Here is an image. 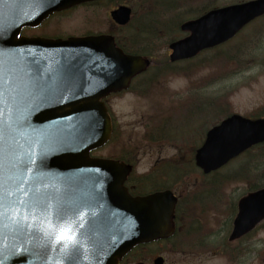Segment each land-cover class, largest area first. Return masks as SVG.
Listing matches in <instances>:
<instances>
[{
	"label": "water",
	"instance_id": "water-1",
	"mask_svg": "<svg viewBox=\"0 0 264 264\" xmlns=\"http://www.w3.org/2000/svg\"><path fill=\"white\" fill-rule=\"evenodd\" d=\"M87 0H4L0 3V46L22 49L46 60L42 91L25 110L30 122L12 139L21 151L17 159L31 151L47 150V168L37 173L35 166L23 176L10 162L0 172L6 204L14 215L25 203L58 196L68 205H80L84 216L68 213L55 228L32 234L21 223L10 224L0 233V250L8 264H117L135 244L164 238L174 231L177 198L170 190L133 197L125 187L132 166L119 160L91 156V150L111 136L112 121L102 98L130 86L133 77L145 71L150 60L125 53L108 35L62 39L19 38L21 28L38 24L55 10ZM264 14V0H250L215 8L186 21L189 34L170 44L171 61L196 56L233 38L245 25ZM119 24H126L131 9L121 6L112 12ZM11 119V117H9ZM264 141V118L250 119L233 114L211 128L196 152V164L204 172L216 170L248 148ZM23 169H21V172ZM28 195H23V192ZM87 205V207H84ZM27 214V213H25ZM30 215V214H29ZM38 218L35 223H39ZM264 220V187L243 196L230 234L235 240ZM70 225L76 244L55 241L61 226ZM67 245V247H65ZM156 264H163L161 257Z\"/></svg>",
	"mask_w": 264,
	"mask_h": 264
},
{
	"label": "rangeland",
	"instance_id": "rangeland-1",
	"mask_svg": "<svg viewBox=\"0 0 264 264\" xmlns=\"http://www.w3.org/2000/svg\"><path fill=\"white\" fill-rule=\"evenodd\" d=\"M239 1L242 0H200L190 10H194L192 14L194 16L207 3L223 6ZM122 2L134 8L135 15L144 12L139 6L142 0H122ZM190 10L188 9L185 13H189ZM82 13L80 10L75 19L67 21L66 32L81 34L80 32L88 29H100L104 33H112L107 32L113 31L108 15L109 9L107 13L105 9H102L97 22L91 23L85 21ZM263 28L264 18L250 24L241 38L246 43L251 37H256L258 31L263 32L259 48L263 52L256 59L264 56ZM45 31L55 32L53 29L46 28ZM125 41L129 45L131 38L126 36ZM168 44L158 50L156 56L159 61L168 56ZM263 61L258 60L252 63V68L244 72L243 68L237 69L231 61L211 60L210 54H201L193 60L175 63L170 69H163L159 62V72H156V68H152L145 76L136 79L133 88L109 99L108 105L120 128V133L112 143L99 149L96 154L133 156V152H137L140 158L136 163L135 171L137 168L139 174L156 169L157 165L163 166L165 163L159 160L164 157L173 156L169 158L173 159L177 156L189 162L205 128L208 129L218 123L228 111V114L238 112L243 115L255 114L258 110L264 111ZM146 83H150V87H147ZM215 95L218 97L216 104L219 106L222 104L225 105L224 108H228L223 114L211 108ZM196 96L204 101H198ZM206 103L210 105L209 109ZM182 105L186 107L189 105L188 113L186 108L173 111V108L176 106L180 108ZM171 113L176 115L175 123H172ZM193 113L195 114L187 121L186 116L189 117ZM171 123L177 136L173 143L167 144L170 139L164 143L152 140L151 135L148 138L145 137L146 133H151L157 124H163L164 127L170 126L172 133ZM242 166H244L243 169ZM263 168L262 164L256 167L255 163H251L248 155H242L220 170L222 177L233 179L221 181V186L216 192L208 188V183L214 177L204 176L199 170L195 169L193 173L185 176L184 181L174 182L173 177L162 173L164 177H160L161 180L168 182L177 190L184 189L183 202H188L196 192H203L210 196L211 199L207 200L210 201L207 204L210 206L207 207L204 218L198 211L183 213L181 216L183 226L175 241H167L169 244L153 243L145 248L143 254L135 251L129 257L128 264H137L140 261L152 264L153 260L148 262L147 258L158 254L163 256L164 264H264V226L258 227L247 237L233 244L227 240L236 214L237 201L252 187L250 182L245 180L247 175L242 171L246 170L250 176L251 174L255 176L256 172H263ZM153 178L159 177L154 175ZM256 180L257 183L264 181L260 178ZM131 183L134 191L148 190L144 183H137L136 180ZM196 198L195 201L193 200L192 208L200 210L206 198ZM195 220L199 223L206 220L207 232L203 237H197L196 240L191 241L194 247L177 243L183 237H189L188 229L196 224ZM200 242L209 244L211 248L203 251L198 247Z\"/></svg>",
	"mask_w": 264,
	"mask_h": 264
},
{
	"label": "snow or ice",
	"instance_id": "snow-or-ice-1",
	"mask_svg": "<svg viewBox=\"0 0 264 264\" xmlns=\"http://www.w3.org/2000/svg\"><path fill=\"white\" fill-rule=\"evenodd\" d=\"M3 2L4 0H0V3ZM5 31L7 29L0 26V36ZM45 64H47L46 60L42 61L30 53H25L22 49H6L0 46V172L4 170L6 163L10 162L13 170L20 172L22 177L20 185L24 184L23 176L33 166L36 167L37 173L47 168L48 152L43 147L38 158L31 151L25 152L24 157L20 159L9 155L21 151L20 146L12 138L18 134V129L30 124L24 113L32 104L37 92H41L42 100H46L50 96L49 92L42 91V81L46 75ZM21 169H23L22 172ZM2 188L3 185L0 183V189ZM23 195L27 196L28 193L25 191ZM17 203L23 209V212L18 216L14 215L12 209L7 206L4 193L0 191V233L10 224L19 226L23 223L29 234H32V229L35 228L37 232L48 235L45 225L47 228H55L51 222L52 217L59 220L68 213H73L78 218L84 216L80 205L70 206L58 196L27 203L24 200H19ZM41 217L44 219L35 223ZM71 232L70 225L61 226L55 235V241L66 240L75 245L76 240L74 236L70 235ZM0 264H8V258L5 257L2 250H0Z\"/></svg>",
	"mask_w": 264,
	"mask_h": 264
},
{
	"label": "trees",
	"instance_id": "trees-1",
	"mask_svg": "<svg viewBox=\"0 0 264 264\" xmlns=\"http://www.w3.org/2000/svg\"><path fill=\"white\" fill-rule=\"evenodd\" d=\"M197 1L200 0H142L139 6L142 7L144 12L140 15H135L132 20L130 26V44H126L125 36L119 37L118 44L122 46L127 52L143 53L151 57H155L152 68H154V65L159 62L166 66L173 65L169 62L167 58L158 61L156 56L158 50L164 47V45H167L169 42L182 36V31L180 29L181 22L189 18L196 17L202 14L203 12L207 11L208 9L217 6L216 4L214 5L207 3L203 6V9H200V11L193 16L192 14L194 13V10L190 9H193L195 7ZM188 9L190 10L189 13H185ZM123 34L126 33L124 32ZM243 34L244 32L239 34L232 41L224 45L218 46L212 50H208L203 54H210V59L216 62H220L222 60L231 61L232 63H234L237 69L243 68V72L247 71L252 68V63L258 60H264V56L260 59H256L259 55L258 51L261 50L259 48L263 32H261V30L258 31L256 33L257 35L255 34L256 37H251L246 43L241 39ZM217 99L218 97L216 96L214 98V111H219V113L223 114L227 111L228 108H224L225 105L222 104H220V106L217 105ZM261 111L262 110H258L255 114H251L250 116H264V111ZM228 112L227 115L225 114V116L231 114V112L229 114ZM116 130L118 131V128H116ZM244 155H248L251 163H255L256 167L258 164H262L264 166V143L253 147L252 149L248 150ZM120 156L122 159H126L131 162H135L137 160L135 157L131 158L126 155ZM243 168L244 166H242V169ZM167 169L168 170H165V173L167 175H171L172 177L174 176L176 180L178 178L184 180L185 176L193 173L195 168L192 161L185 162L183 159L177 158L175 161H172L170 163ZM242 172L247 175V177H245V180L250 182V184L252 185L250 190L259 188L264 185V181L257 183L256 180L259 178L260 180H264V170L261 173L256 172L255 176L254 174H251L250 176V173H248L246 170ZM161 175L162 173L158 172L156 176L159 178H139L137 179V183H146L145 187L153 189L160 188L161 186L172 187V185H169L168 182L166 183L165 181L160 179ZM216 175L219 179H214L213 187L215 188V191L220 188L221 181L233 179L231 177H228L227 179L226 177H222L220 174ZM262 226H264V223L262 224ZM207 228V225L204 224L201 229H195L193 232H190L188 238H182L183 242H188L190 241L189 239H191L192 241L196 240L197 237H203V235L207 232ZM189 247H194V243L189 242ZM198 247L203 251H207L211 248L209 244H203L202 242L198 244Z\"/></svg>",
	"mask_w": 264,
	"mask_h": 264
},
{
	"label": "flooded vegetation",
	"instance_id": "flooded-vegetation-1",
	"mask_svg": "<svg viewBox=\"0 0 264 264\" xmlns=\"http://www.w3.org/2000/svg\"><path fill=\"white\" fill-rule=\"evenodd\" d=\"M120 4H123L122 0H88L84 1L83 3L76 5L74 7H71L66 10L55 12L54 14L50 15L47 19L43 20L41 23H39L36 26L32 27H26L23 29V34L26 33V35L29 36H39V37H69V36H84V35H93V34H99L102 31L100 29H88L85 31L80 32L81 34L74 32L73 34L70 32H62L61 28V22L58 20L59 16L63 15L66 17V22L68 20H73L77 16L76 14L82 10L83 18H85V21L88 23L91 22H97V19L99 17V13L102 9L106 10V13L109 9V19H110V25L112 26V29L115 30L117 28V25L112 21L111 19V12L114 9H117ZM115 7V8H114ZM81 15V17H82ZM45 28L48 30H55V32H48L45 31ZM107 32H113L112 30H109ZM68 33V34H65ZM62 34V35H61Z\"/></svg>",
	"mask_w": 264,
	"mask_h": 264
},
{
	"label": "bare ground",
	"instance_id": "bare-ground-1",
	"mask_svg": "<svg viewBox=\"0 0 264 264\" xmlns=\"http://www.w3.org/2000/svg\"><path fill=\"white\" fill-rule=\"evenodd\" d=\"M58 20L61 22V28H62V32H66L68 26H67V22H66V17L61 15L59 16ZM133 157H135L137 160H139L140 156L137 152H133Z\"/></svg>",
	"mask_w": 264,
	"mask_h": 264
}]
</instances>
